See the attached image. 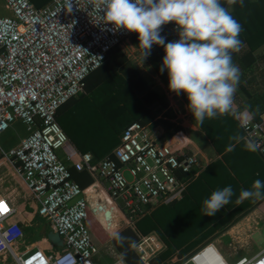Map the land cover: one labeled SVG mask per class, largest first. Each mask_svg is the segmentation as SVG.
Listing matches in <instances>:
<instances>
[{"label": "built area", "instance_id": "built-area-1", "mask_svg": "<svg viewBox=\"0 0 264 264\" xmlns=\"http://www.w3.org/2000/svg\"><path fill=\"white\" fill-rule=\"evenodd\" d=\"M2 1L10 15L0 16V163L9 164L23 181L27 202L50 232L61 237L63 246L47 237L26 245L25 225L17 219L19 209L0 194V205L7 208L0 209V257L11 258L12 264H100L101 247L93 241L88 225L89 189L95 188L106 193L134 229L139 237L135 250L143 264H150L165 250L164 244L158 234L140 232L136 223L156 208L183 198L198 175L194 173L198 156L187 153L182 142H160L148 126L137 122L126 128L112 154L96 164L91 154L75 151L67 154L66 161L59 154L71 146L57 119L59 109L85 93L86 78L134 32L105 23L92 12L89 0H71L72 11L67 10L68 0H53L43 7L31 0ZM162 27L177 38L175 22ZM17 124L26 135L18 145L6 148L2 140ZM241 127L244 141H254L256 152L264 157V117L242 120ZM67 162L87 171L94 184L81 188ZM119 256L115 264L121 259L126 264ZM173 261L229 264L213 242L183 258L176 255ZM233 264H264V249Z\"/></svg>", "mask_w": 264, "mask_h": 264}, {"label": "trees", "instance_id": "trees-1", "mask_svg": "<svg viewBox=\"0 0 264 264\" xmlns=\"http://www.w3.org/2000/svg\"><path fill=\"white\" fill-rule=\"evenodd\" d=\"M31 1L37 7H43L53 0ZM221 3L224 7L227 6V0H221ZM232 6L231 14L242 25L239 38L243 42L241 50L232 53V57L240 69L241 76H244L254 69V64L259 60L254 59V54L264 47V0H244V7L238 3ZM161 35L165 37V43L179 40V34L174 38L164 32V29ZM131 39L140 48L138 33H134ZM164 55V47L154 44L151 55L147 58L169 89L167 70L163 74L160 72ZM128 62V57L121 47L111 50L105 63L86 78L85 93L70 99L58 111V122L67 134L70 145L81 154H91L94 164L111 155L121 144L122 135L129 125L139 122L148 126L141 121L148 109L138 96V92L146 91L147 86L142 83L135 67L126 66ZM240 84L249 98L245 109L251 113L254 121H260L264 113V81H252L250 85L245 86ZM183 96L189 104L187 95L183 93ZM222 118L226 122L223 125ZM205 120L207 121V118ZM199 125L201 126L200 123ZM208 126H201L202 130L212 140L222 159L204 169L199 177L191 182L181 200L156 208L151 215L136 223L140 232L145 235L156 233L166 245V249L152 259L150 264H162L176 255L183 258L191 251L210 243L221 231L241 221L264 202L251 199L239 202L241 190H251L257 179L264 182V168H252L251 165L243 164L247 163L246 160L235 157V152L245 144L242 127L236 121L232 122L229 115L209 119ZM237 136L243 141L237 143L231 139ZM230 144H235L233 151L227 150ZM67 164L73 180L81 188L87 189L94 184V179L87 171H79L72 163ZM227 186L234 190L230 203L214 217L206 216L203 201L210 198L215 190H222ZM88 225L93 241L101 247L108 240L106 231L91 214ZM118 233L131 238L124 242L123 247L112 238L117 252L120 255L126 252L123 257L126 264H143L135 250L139 237L134 229L125 226Z\"/></svg>", "mask_w": 264, "mask_h": 264}, {"label": "clouds", "instance_id": "clouds-1", "mask_svg": "<svg viewBox=\"0 0 264 264\" xmlns=\"http://www.w3.org/2000/svg\"><path fill=\"white\" fill-rule=\"evenodd\" d=\"M229 5L244 7V0H227ZM92 12L116 30L138 33L143 58L151 55L153 45L164 47L161 74L168 72L169 89L178 96L187 95L188 108L201 125L205 119L234 115V97L241 72L233 62L232 53L243 47L242 25L221 0H89ZM67 10L72 11L71 0ZM103 13V15H101ZM175 22L179 40L165 43L162 26ZM247 121L242 124L246 126ZM237 143L241 137H232ZM246 150L256 151L252 140L245 141ZM235 144L228 146L233 151ZM234 195L231 186L212 192L203 201L206 216L214 217ZM264 200V182L257 179L251 190H241L239 202ZM123 247L130 237L112 232ZM126 252L121 253L123 258ZM120 264H122V259Z\"/></svg>", "mask_w": 264, "mask_h": 264}, {"label": "crops", "instance_id": "crops-1", "mask_svg": "<svg viewBox=\"0 0 264 264\" xmlns=\"http://www.w3.org/2000/svg\"><path fill=\"white\" fill-rule=\"evenodd\" d=\"M227 8L230 12H232V5L227 6ZM121 49L129 60L126 66L135 67L139 72L142 83L147 86L146 91L138 92L139 98L148 109V113L141 117V121L147 123L148 127L152 130L153 137L157 138L160 142H166L168 140H173L172 144L182 142L185 144L187 153L196 154L198 156L199 165L194 169V172L198 174L196 177L198 178L204 169H206L211 163L218 159H222V155L219 154L214 147L212 140L208 138L206 132L203 131L201 127L204 125L208 126L209 119H207V121L205 120L201 126L197 123V121H195L194 115L189 110L188 103L184 99L183 93L178 96L175 92L169 91L163 79L152 66L151 62L148 58H143L142 50L136 46L131 38L121 46ZM254 56V59L258 58L259 60L254 64L255 66L252 71H248L244 76L242 75L240 77V82L234 97L235 114L229 115L230 120L232 122L236 121L240 127L242 120L253 119L251 113L245 109L249 98L244 92V89L240 86V83H243L245 86L250 85V82L252 81H264V47L254 54ZM138 65L145 68V70L142 72ZM144 71L146 72L144 73ZM255 88L258 87L255 86ZM262 117H264V113L261 118ZM224 123L226 122H224L222 118L221 125ZM170 135H173L172 138L168 137ZM14 142L15 140H10L7 136H5L2 140V143L6 148L18 145L20 140L16 141V143ZM75 151L77 150L70 146L67 151L63 150L59 154L60 157L66 161L67 154ZM235 153V157L242 158L247 161V163L243 164L247 166L251 165L252 168H264V157L260 153L256 151H248L245 146ZM20 183L26 191L25 185L21 179ZM26 202H23L24 204H22L21 207H17L20 212L17 219L20 223L22 222L25 225V229L31 226L30 222L24 219L23 216L26 212ZM27 204L29 205L28 202ZM30 207L35 210L34 207ZM35 213L37 214L36 210ZM228 234L232 239V252L229 251L231 252V255L236 256L238 253L243 251L251 253L254 249L253 244L255 242V238H264V202L248 214L243 220L239 221ZM44 237H47V235ZM211 242H213L220 252V246L222 245L220 244V241L214 239ZM220 254L222 255L221 252Z\"/></svg>", "mask_w": 264, "mask_h": 264}, {"label": "rangeland", "instance_id": "rangeland-1", "mask_svg": "<svg viewBox=\"0 0 264 264\" xmlns=\"http://www.w3.org/2000/svg\"><path fill=\"white\" fill-rule=\"evenodd\" d=\"M6 15H10V13L5 9L3 1L0 0V16H6ZM139 68H141L142 72L143 70H145V68L141 66H139ZM145 72L146 71H144V73ZM262 86H263L262 83H260V87ZM25 135H26V131L24 130V127L20 124L15 125L13 129L7 132V137L10 140H15L14 143H16V141L20 140V138L24 137ZM127 176L130 179L128 174ZM96 191H98L97 193H100L99 189H97ZM0 194L1 195L3 194L5 198L9 199L10 202H12L17 207H21L22 204H24L27 201L26 199L27 194H26V191L24 190V187L20 183V178L15 174V172L13 171L12 167L9 164L0 163ZM23 216H24V219L28 220L31 224V226L27 227V229L24 228L26 231L27 237H28L26 245L33 246V244H37L40 241H43L44 236L50 233L47 222L43 218H39V216L35 213V210L31 208L27 204V202H26V212L24 213ZM237 224L238 222L235 225ZM235 225L233 224L231 227L227 228L226 230L221 231V233H219L218 236L215 238L216 240L220 241V244H222L220 246L221 247L220 252L222 253L223 257L229 264H233L236 260H238L241 257L253 256L264 249V238L262 239V238L257 237L255 238V242L253 244L254 249L253 251H251V253H247L243 251V252H240L238 256L231 255V252H232L231 240L232 239L230 238L228 233L235 227ZM125 226H128V224L124 221H121L118 231L121 230ZM106 233L108 236V240L105 241L101 246V253L99 254L100 264H115L118 258L120 257L119 256L120 254L117 252L114 245L112 244L113 237L111 236L109 232L106 231ZM160 241L164 244L162 240ZM164 247L166 249L165 244H164ZM60 249L61 248L59 247L56 248V250H60ZM173 258L164 262V264L166 263L175 264L173 261ZM3 259H4L3 257H0V264H12L11 258L8 259V261H3ZM176 264H181V262H177Z\"/></svg>", "mask_w": 264, "mask_h": 264}, {"label": "bare ground", "instance_id": "bare-ground-1", "mask_svg": "<svg viewBox=\"0 0 264 264\" xmlns=\"http://www.w3.org/2000/svg\"><path fill=\"white\" fill-rule=\"evenodd\" d=\"M95 188L89 189V193L91 195V200H92V205L95 206V204H98V199L103 201V206L105 207V212H98L97 219L102 223V225L107 229V231L111 234L112 232H116L119 227L121 221H123V216L121 215L120 211L118 208L115 209H110L109 206L107 205L106 201L108 200L110 203L112 201L109 199V197L106 195L105 192L101 191L100 193H97ZM113 204V203H112ZM107 210H111L112 213L110 216V219L106 216Z\"/></svg>", "mask_w": 264, "mask_h": 264}, {"label": "water", "instance_id": "water-1", "mask_svg": "<svg viewBox=\"0 0 264 264\" xmlns=\"http://www.w3.org/2000/svg\"><path fill=\"white\" fill-rule=\"evenodd\" d=\"M98 201V204L96 203L95 204V206H93L92 205V200H91V195L89 196V200H88V206H89V209H90V211H91V213H92V215H93V217L97 220V222L102 226V228L104 229V230H106L107 231V229L102 225V223L97 219V213L98 212H102V211H104L105 212V207L103 206V201L102 200H97ZM106 203H107V205L109 206V208L111 209H114V207H115V209L116 208H118L113 202V204L112 203H110L108 200L106 201ZM110 213H112L111 212V210H107V212L105 213L106 214V216L110 219V216H111V214ZM118 231V230H117ZM116 231V232H117ZM108 232V231H107ZM47 238H48V240H50L53 244H55V245H58V246H63V241H62V239H61V237L58 235V234H56V233H54V232H50V233H48V235H47Z\"/></svg>", "mask_w": 264, "mask_h": 264}, {"label": "snow or ice", "instance_id": "snow-or-ice-1", "mask_svg": "<svg viewBox=\"0 0 264 264\" xmlns=\"http://www.w3.org/2000/svg\"><path fill=\"white\" fill-rule=\"evenodd\" d=\"M0 209H2L3 211H7V208L3 205H0Z\"/></svg>", "mask_w": 264, "mask_h": 264}]
</instances>
